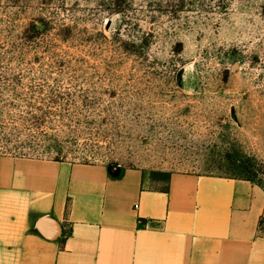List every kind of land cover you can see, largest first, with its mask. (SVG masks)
<instances>
[{"label": "rangeland", "instance_id": "374dc122", "mask_svg": "<svg viewBox=\"0 0 264 264\" xmlns=\"http://www.w3.org/2000/svg\"><path fill=\"white\" fill-rule=\"evenodd\" d=\"M0 69V127L52 111L24 156L264 187V0H0Z\"/></svg>", "mask_w": 264, "mask_h": 264}, {"label": "crops", "instance_id": "0c3cea01", "mask_svg": "<svg viewBox=\"0 0 264 264\" xmlns=\"http://www.w3.org/2000/svg\"><path fill=\"white\" fill-rule=\"evenodd\" d=\"M245 178L0 155V264H264Z\"/></svg>", "mask_w": 264, "mask_h": 264}, {"label": "trees", "instance_id": "16d2710c", "mask_svg": "<svg viewBox=\"0 0 264 264\" xmlns=\"http://www.w3.org/2000/svg\"><path fill=\"white\" fill-rule=\"evenodd\" d=\"M15 78L13 74L7 73L6 70L0 69V84L2 91L6 90L11 95L17 96L18 93L16 92V86L11 85L9 82L10 80H13ZM8 82V83H7ZM44 89V88H39ZM39 90L38 92L42 91ZM32 94V93H31ZM43 94V93H42ZM44 96H40V94H36L34 98H38V102L42 104H48V107L53 104H57L58 100L61 98L62 95H65L67 97H70L71 92L70 91H58L57 88H50L43 94ZM29 102V101H28ZM31 103V102H29ZM36 110L41 111L40 113L37 112H27L25 115H20L17 119V121L13 120L9 123L2 124L0 127V132L2 134L1 140V147L5 150H10L15 152V154H11L12 156H24V153L21 151L23 149H26V145L35 144L39 145V143L35 142L37 140V137H39V134H42L40 128L43 126V122L46 120V117L52 114V111L50 109H47L46 111L41 110L39 106H34ZM26 128L30 132L27 134V139L22 141H17V136L20 134V128ZM31 129L33 131H31ZM13 143V144H12ZM28 147V146H27ZM18 153H21L20 155ZM258 230L261 233H264V215H262L259 219L258 223Z\"/></svg>", "mask_w": 264, "mask_h": 264}]
</instances>
